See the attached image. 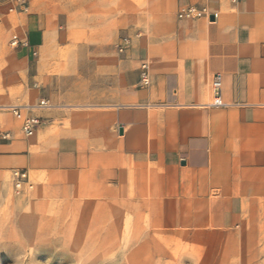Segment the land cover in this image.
I'll list each match as a JSON object with an SVG mask.
<instances>
[{
  "label": "crops",
  "instance_id": "obj_1",
  "mask_svg": "<svg viewBox=\"0 0 264 264\" xmlns=\"http://www.w3.org/2000/svg\"><path fill=\"white\" fill-rule=\"evenodd\" d=\"M204 4L213 20L177 18ZM18 29L0 45L1 220L129 219L141 261L264 264V0L47 1ZM41 99L25 137L9 109Z\"/></svg>",
  "mask_w": 264,
  "mask_h": 264
},
{
  "label": "rangeland",
  "instance_id": "obj_2",
  "mask_svg": "<svg viewBox=\"0 0 264 264\" xmlns=\"http://www.w3.org/2000/svg\"><path fill=\"white\" fill-rule=\"evenodd\" d=\"M47 1L55 3L74 0H27L24 11H11V0H0V45L5 52L20 36L18 25L22 16L47 14ZM7 57L3 62L6 63ZM140 81V78H139ZM26 214L22 218L0 219V264H152L140 260L139 252L131 251L138 236L129 219H85L74 211L47 214L37 218ZM160 264V261H159ZM177 264H188L180 261Z\"/></svg>",
  "mask_w": 264,
  "mask_h": 264
},
{
  "label": "built area",
  "instance_id": "obj_3",
  "mask_svg": "<svg viewBox=\"0 0 264 264\" xmlns=\"http://www.w3.org/2000/svg\"><path fill=\"white\" fill-rule=\"evenodd\" d=\"M12 7L11 11L21 12L26 10L27 8V0H11ZM236 2V0H233ZM210 12L207 6L204 4L203 6L197 5H185L181 6L177 11V18L182 19H197L201 17L209 18ZM19 44L17 37H13L11 45L13 47H17ZM130 45L129 38H122L121 45L119 46V51L122 52L127 46ZM140 83L142 86H147L149 84V72L148 66L146 63H142L140 66ZM210 87L212 90V102L211 106L213 107H225L226 105L222 102L221 99V80L218 75H214L211 82ZM49 107V102L46 99H41L36 107H11L9 110L12 116L20 122V131L25 137L32 136L39 125L41 124V119L35 115H32L31 112L33 108H47ZM10 180L12 182V186L14 191H20L23 185H27L28 183V174L25 170H16L11 172ZM29 186V185H28Z\"/></svg>",
  "mask_w": 264,
  "mask_h": 264
},
{
  "label": "water",
  "instance_id": "obj_4",
  "mask_svg": "<svg viewBox=\"0 0 264 264\" xmlns=\"http://www.w3.org/2000/svg\"><path fill=\"white\" fill-rule=\"evenodd\" d=\"M210 20H213V16H210Z\"/></svg>",
  "mask_w": 264,
  "mask_h": 264
}]
</instances>
